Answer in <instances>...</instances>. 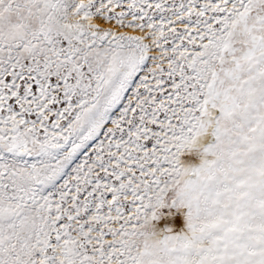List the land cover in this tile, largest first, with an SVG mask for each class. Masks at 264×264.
<instances>
[{
    "label": "snow or ice",
    "instance_id": "snow-or-ice-1",
    "mask_svg": "<svg viewBox=\"0 0 264 264\" xmlns=\"http://www.w3.org/2000/svg\"><path fill=\"white\" fill-rule=\"evenodd\" d=\"M0 264H264V0H0Z\"/></svg>",
    "mask_w": 264,
    "mask_h": 264
}]
</instances>
